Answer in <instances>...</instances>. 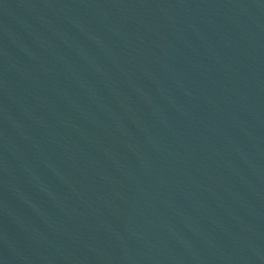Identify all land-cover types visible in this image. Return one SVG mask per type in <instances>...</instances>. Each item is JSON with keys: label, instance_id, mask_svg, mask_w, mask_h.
Instances as JSON below:
<instances>
[{"label": "water", "instance_id": "water-1", "mask_svg": "<svg viewBox=\"0 0 264 264\" xmlns=\"http://www.w3.org/2000/svg\"><path fill=\"white\" fill-rule=\"evenodd\" d=\"M0 264H264V0H0Z\"/></svg>", "mask_w": 264, "mask_h": 264}]
</instances>
